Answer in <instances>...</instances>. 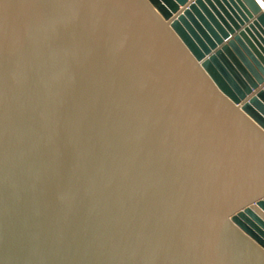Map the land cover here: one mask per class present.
Masks as SVG:
<instances>
[{"label":"water","instance_id":"obj_1","mask_svg":"<svg viewBox=\"0 0 264 264\" xmlns=\"http://www.w3.org/2000/svg\"><path fill=\"white\" fill-rule=\"evenodd\" d=\"M0 264H264V0H0Z\"/></svg>","mask_w":264,"mask_h":264}]
</instances>
